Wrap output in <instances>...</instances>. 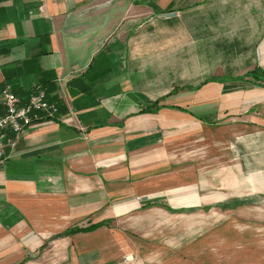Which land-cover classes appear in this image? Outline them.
Instances as JSON below:
<instances>
[{
	"label": "crops",
	"instance_id": "crops-1",
	"mask_svg": "<svg viewBox=\"0 0 264 264\" xmlns=\"http://www.w3.org/2000/svg\"><path fill=\"white\" fill-rule=\"evenodd\" d=\"M149 14L180 25L174 77ZM5 86L58 112L0 162V264H155L167 211L264 221V0H0Z\"/></svg>",
	"mask_w": 264,
	"mask_h": 264
},
{
	"label": "rangeland",
	"instance_id": "rangeland-1",
	"mask_svg": "<svg viewBox=\"0 0 264 264\" xmlns=\"http://www.w3.org/2000/svg\"><path fill=\"white\" fill-rule=\"evenodd\" d=\"M164 17L163 14L141 17L142 21L156 23L155 29L141 31V37L154 34L155 42L150 51L155 54L152 72L171 73L174 77L179 70L178 64L172 61L179 57L181 30L176 24L165 28L164 22L169 20ZM172 21L179 23V17ZM212 31H200L208 44L213 38ZM187 32L191 33L187 39L190 49L196 30ZM166 62L171 65L162 68L160 64ZM260 216L259 208L250 207L232 211L212 208L188 214L167 211L159 215L155 238L150 239L148 245L141 239V245L153 248L155 264H264V221Z\"/></svg>",
	"mask_w": 264,
	"mask_h": 264
},
{
	"label": "built area",
	"instance_id": "built-area-1",
	"mask_svg": "<svg viewBox=\"0 0 264 264\" xmlns=\"http://www.w3.org/2000/svg\"><path fill=\"white\" fill-rule=\"evenodd\" d=\"M58 107L46 98L41 86H34L25 102L8 86L0 90V162L16 147L19 136L36 122L52 120Z\"/></svg>",
	"mask_w": 264,
	"mask_h": 264
},
{
	"label": "trees",
	"instance_id": "trees-1",
	"mask_svg": "<svg viewBox=\"0 0 264 264\" xmlns=\"http://www.w3.org/2000/svg\"><path fill=\"white\" fill-rule=\"evenodd\" d=\"M161 107V103L156 100V101H153L149 106L143 108L141 110V112H151V111H157L159 108ZM100 224H95V225H92L90 226L88 229H94L96 227H98Z\"/></svg>",
	"mask_w": 264,
	"mask_h": 264
},
{
	"label": "water",
	"instance_id": "water-1",
	"mask_svg": "<svg viewBox=\"0 0 264 264\" xmlns=\"http://www.w3.org/2000/svg\"><path fill=\"white\" fill-rule=\"evenodd\" d=\"M175 14L174 12L166 13L165 15H173Z\"/></svg>",
	"mask_w": 264,
	"mask_h": 264
}]
</instances>
